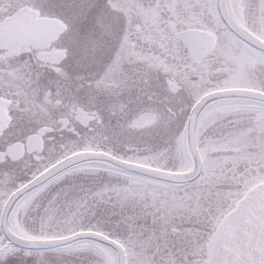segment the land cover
<instances>
[{
    "label": "snow or ice",
    "instance_id": "6c2138e0",
    "mask_svg": "<svg viewBox=\"0 0 264 264\" xmlns=\"http://www.w3.org/2000/svg\"><path fill=\"white\" fill-rule=\"evenodd\" d=\"M0 264H264V0H0Z\"/></svg>",
    "mask_w": 264,
    "mask_h": 264
}]
</instances>
